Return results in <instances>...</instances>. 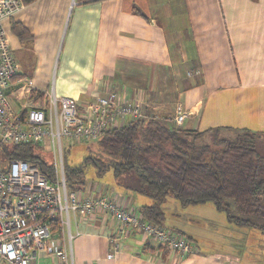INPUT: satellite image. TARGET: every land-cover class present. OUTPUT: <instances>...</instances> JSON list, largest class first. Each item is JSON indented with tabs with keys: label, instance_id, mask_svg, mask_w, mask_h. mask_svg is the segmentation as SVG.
<instances>
[{
	"label": "crops",
	"instance_id": "0c3cea01",
	"mask_svg": "<svg viewBox=\"0 0 264 264\" xmlns=\"http://www.w3.org/2000/svg\"><path fill=\"white\" fill-rule=\"evenodd\" d=\"M171 1L34 0L2 18L18 62L8 90L12 105L19 110L24 105V80L33 91L53 87L57 95L75 98L80 110L115 91L158 115L173 116L180 105L189 110L183 128L232 126L259 132L264 149V0H180L187 26L168 36L161 17L173 19ZM15 22L28 34L19 36ZM164 98L172 104L168 110L158 109ZM128 184H136L135 179L88 181L77 192L80 198L104 194L140 213L152 200ZM226 223L240 233L246 227ZM69 230L70 241L67 228L58 240L72 264H246L235 247L203 250L179 229L173 231L192 243L193 253L180 257L165 247L142 243L140 231L122 229L108 212L85 217L72 213ZM62 260L46 254L39 264ZM250 260L264 264V248L251 251ZM0 264L6 263L0 259Z\"/></svg>",
	"mask_w": 264,
	"mask_h": 264
},
{
	"label": "built area",
	"instance_id": "2783aa9c",
	"mask_svg": "<svg viewBox=\"0 0 264 264\" xmlns=\"http://www.w3.org/2000/svg\"><path fill=\"white\" fill-rule=\"evenodd\" d=\"M23 5L22 0H0V149L3 145L33 143L51 150L53 173L50 178L37 161L14 158L3 165L0 158V259L6 264H39L41 256L55 254L63 258L61 264H72L58 240L60 234L53 235V223H59L61 232L67 228L70 241L71 214L85 217L95 211L108 212L122 229L140 231L142 243L165 247L180 257L193 253L192 243L183 234L120 207L107 195L80 198L77 190L68 188L63 139L70 142L96 139L106 129L142 117L143 107L140 101H129L110 91L80 110L75 98L59 96L53 87L33 91L30 81L24 80L20 87L27 96L23 107L16 109L8 90L18 72V62L1 20ZM188 114L189 110L178 105L173 120L180 124Z\"/></svg>",
	"mask_w": 264,
	"mask_h": 264
},
{
	"label": "trees",
	"instance_id": "16d2710c",
	"mask_svg": "<svg viewBox=\"0 0 264 264\" xmlns=\"http://www.w3.org/2000/svg\"><path fill=\"white\" fill-rule=\"evenodd\" d=\"M33 1L22 0L23 4ZM13 30L21 37L28 34L17 22ZM173 116L158 115L143 107L142 117L106 129L93 139L97 149L89 152L82 164L67 165L64 161L68 188H84L85 166L92 162L97 175L106 170L115 176L133 171L136 184L128 186L153 200L140 207V214L155 224H162L165 216L160 205L170 193L183 205L211 201L217 209L225 210L227 220L235 225L259 224L264 229L262 134L232 126L183 128ZM35 147L33 143H18L3 145L0 151L7 159L37 161L51 178L52 166L42 160ZM53 224L52 232L57 236L60 225L57 221Z\"/></svg>",
	"mask_w": 264,
	"mask_h": 264
},
{
	"label": "rangeland",
	"instance_id": "374dc122",
	"mask_svg": "<svg viewBox=\"0 0 264 264\" xmlns=\"http://www.w3.org/2000/svg\"><path fill=\"white\" fill-rule=\"evenodd\" d=\"M161 6L163 7V5ZM170 7L173 19L166 18L165 16L161 17V22L168 36L171 35L172 30L175 31L179 27L185 28L187 26L186 14L181 1L172 0ZM167 100V98L160 100L161 105L158 109H170L172 104L170 101L166 102ZM35 146V150L42 160L48 165H52V151L45 150L39 145ZM63 146L65 147L64 161L67 165L82 164L85 156L89 152L94 153L97 149L95 140L70 142L63 139ZM88 147L91 149L89 150ZM260 151L264 152V150ZM0 158H2L3 165H6L7 158L3 156L2 151H0ZM85 169L87 180L85 184L88 181L95 180L97 183L111 184L115 178L120 181L129 180L130 182L131 178H136L133 171L115 176L112 170H106L101 175H97V166L92 162L86 164ZM160 206L165 216L162 221L163 226L169 227L168 229L172 230H181L186 235H189L193 243H196L203 250L217 252L219 249H222L223 245H230L243 255V260L246 264H251V251L257 248L263 250L264 248L263 228L246 226L243 227L244 229L240 233L234 227H227V212L217 209L211 201L183 205L176 197L169 193ZM233 210L232 207L230 214L233 213ZM232 226L237 225L232 223Z\"/></svg>",
	"mask_w": 264,
	"mask_h": 264
}]
</instances>
